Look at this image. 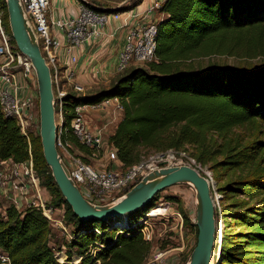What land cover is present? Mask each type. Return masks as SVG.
I'll return each mask as SVG.
<instances>
[{
  "label": "trees",
  "instance_id": "trees-1",
  "mask_svg": "<svg viewBox=\"0 0 264 264\" xmlns=\"http://www.w3.org/2000/svg\"><path fill=\"white\" fill-rule=\"evenodd\" d=\"M0 7L11 33L5 0H0ZM159 11L165 16L158 22L157 59L127 68L109 86L86 95L69 88L64 98L63 128L67 130L63 137L87 151L71 128L74 107L120 98L123 116L107 144L115 147L124 166L140 161L142 148L163 151L193 146L192 155L203 165L210 164L223 194L224 227L220 241L216 236L212 262L264 264V137L244 141L241 135H232L237 126L264 124V64L193 68L184 63L195 55L225 51L228 34H251L258 53H264V0H164ZM31 142L35 167L53 196L52 203L65 208L73 238L61 261L56 253L63 249L51 245V223L42 211L10 205L0 210V249L11 264H144L155 241L144 239L140 219L155 206L159 192L122 218L81 220L46 163L39 128L31 134ZM28 157L17 120L5 116L0 105V159L20 162ZM124 219L123 229L115 225ZM184 226L197 237V224L186 213ZM97 243L104 246L91 254ZM165 246L166 242L160 244ZM185 256L187 261L189 254Z\"/></svg>",
  "mask_w": 264,
  "mask_h": 264
},
{
  "label": "built area",
  "instance_id": "built-area-1",
  "mask_svg": "<svg viewBox=\"0 0 264 264\" xmlns=\"http://www.w3.org/2000/svg\"><path fill=\"white\" fill-rule=\"evenodd\" d=\"M164 0H152L147 8L133 12L131 9L124 12H107L94 5L81 3L78 13L73 16H50V0H20L29 25L33 29L46 61L48 62L53 79L55 107L57 117L60 118L58 128L57 147L59 153L68 167L70 177L74 180L83 196L94 204H107L119 199L146 174L156 168L168 165L187 164L192 167L195 159L184 161V149L173 148L167 151L154 152L142 157L140 161L125 167L118 158L114 146L105 143L103 130L111 123H118L122 118L123 104L118 97L105 98L99 102L77 104L73 109L71 128L78 142L88 148L82 151L70 141L64 139L66 128L64 122V98L68 94L58 67L57 49L61 50L71 64L78 59L77 48L86 42L100 39L105 34L106 26L111 20L120 21L124 18L127 25L128 19L135 17L136 24L126 35V42L120 52L117 70L123 72L132 64L146 63L157 59L156 50L159 34V20L152 18ZM123 27V25H122ZM112 36V35H111ZM11 33H8L3 23V10L0 7V105L7 117L17 120L22 134L28 144L29 157L25 161L0 159V195L8 198L11 205L18 209L36 207L43 215L64 232L68 231L65 208L56 207L52 200H45L46 187L42 177L35 167L32 153L31 134L39 126V106L37 95L33 92V83L37 82L36 73L29 57L23 54L13 42ZM75 52V54H74ZM107 111L110 118L104 124L95 128L92 124L89 111ZM62 149V154H61ZM74 149H78L77 153ZM197 168V167H195ZM218 198L215 199V202ZM164 211H160L158 207ZM152 208L140 219L142 234L145 240L154 239V218L159 216L170 230L183 231L184 217L178 210L169 214L170 205ZM216 204V209H217ZM62 212L58 219V212ZM56 216V217H55ZM178 216V218H175ZM170 219L172 223H168ZM116 226L123 229L126 219L115 222ZM122 231V230H120ZM175 231V232H176ZM162 234V233H161ZM221 233L218 234V241ZM104 245L97 243L96 250L91 249V254H96ZM169 250L158 249L152 253L144 264H167ZM60 260L64 261V256ZM79 260H77L78 262ZM0 264H11L7 253H0Z\"/></svg>",
  "mask_w": 264,
  "mask_h": 264
},
{
  "label": "water",
  "instance_id": "water-1",
  "mask_svg": "<svg viewBox=\"0 0 264 264\" xmlns=\"http://www.w3.org/2000/svg\"><path fill=\"white\" fill-rule=\"evenodd\" d=\"M11 35L17 48L30 58L39 89L40 137L43 154L62 195L73 212L84 221L122 218L148 204L164 189L178 183H189L197 192V242L186 264H212L217 236L216 202L210 179L187 164L156 168L119 199L94 204L86 199L70 177L58 147V118L51 68L44 57L33 29L28 23L20 0H5Z\"/></svg>",
  "mask_w": 264,
  "mask_h": 264
},
{
  "label": "rangeland",
  "instance_id": "rangeland-1",
  "mask_svg": "<svg viewBox=\"0 0 264 264\" xmlns=\"http://www.w3.org/2000/svg\"><path fill=\"white\" fill-rule=\"evenodd\" d=\"M51 3L54 4V2H52V0L50 1V5H51ZM224 40H225V47L224 48L226 49L225 51H218V52H213L210 54L195 55V56L189 58L188 60H185L184 63L186 64L187 67H189L191 65L193 68L207 67L210 65H221V66L232 67V68H235V67L236 68L237 67L249 68V67H255V66H259L261 64H264V53H258V50H256V48H255L257 41H256L255 37L251 36V34H249V35H231V34H228ZM262 40L264 42V37L262 38ZM230 47H232V50L227 51V49H229ZM250 50L254 51L255 53L249 54ZM145 64L146 63H138L137 65H143L144 66ZM135 65H136L135 63L132 64L130 67H128V69L135 67ZM65 83H66V81L63 82V84H65ZM64 86L68 90H69V88H72V87H69L68 84H65ZM33 89L35 90V93H36L38 101H39L38 82L33 83ZM77 93L80 95L88 94V92H86V93L85 92H82V93L77 92ZM109 98H112V97H109ZM92 112L100 113V111L90 110L89 111L90 117H91ZM102 112H104V111H102ZM121 117H122V115H121ZM57 120L59 123L60 118H58ZM39 123H40V113H39ZM118 123H111L103 130V138L106 139V142H107V138L112 134L113 130L116 129L115 127L118 125ZM92 124H93V122H92ZM39 130H40V126H39ZM232 135L233 136L241 135L243 138H245L244 141L253 139L257 136L264 137V124L257 122V123H253V124H246V125H242V126H237L233 129ZM71 143L73 145H75L73 142H71ZM74 150L77 153H79L78 149H74ZM184 150L186 152V156H184V161L190 162L191 158L195 159V161L192 162V165L197 167V169L200 170L201 173H203L205 176H207L210 179L211 185H212L213 197H214V199L218 198V200L216 201V204L218 207L216 209V211L219 214V216L216 217V219H217V235H218L219 232L220 233L222 232V229L224 227V222H223V218L221 215L222 209H223V204H222L223 194L220 193L217 189V180L214 178L213 170L209 167L210 164L203 165L202 163L197 161V159L192 155L193 146L186 145ZM160 151H162V150H160ZM163 151H165V149ZM154 152H159V151L153 150V149L150 150V149L142 148L141 149V157L148 156ZM61 154H62V149H61ZM165 166H168V164H165ZM46 190H47V192H46V194H44V199L51 201L53 196L47 188H46ZM169 196H174L177 199L170 200ZM177 200H179V201H177ZM160 204H161V206L170 205V211H168V212L171 216L174 215V214L173 215L171 214V213H174V210H176V211L179 210L182 213L183 217H184V213H186L187 215H189V217L192 219L193 222L196 221V217H197V192H196V189L194 188V186L189 184V183L174 184V185L164 189L163 191L159 192V195L157 197L154 208H157V206H159ZM10 205H11V201L8 198H4L3 196L0 195V210H2L4 212V210ZM56 207H59V206H56ZM158 208H160V206ZM57 212H58V219H60L62 212H59V211H57ZM175 218H178V216H175ZM161 220H162V218H160L159 216L158 217L155 216V218H154L155 223L153 225V231H154V238H153L154 240L153 241H155V242H154V249H153L152 253H154L159 248L160 249H169V250L172 249L173 252L168 253V257L166 259L167 264H186L188 260L185 261V257H186L185 255L189 254V257H190V254L192 252V247L194 245H196V242H197V237H196L195 233L192 234L191 244L187 248H185V250H182V251L177 250L176 251L175 250L176 248H174V244H175V242L178 241V239L180 237H179V235H176L173 232V230H170L169 227H166L165 224H163V222ZM171 221L174 222L173 219H170V221H168V223L169 222L172 223ZM49 222L51 223V227H52L51 234H50L51 245L53 247H55L57 250H58V248L63 249V251H57V253H56L57 256H59V255L63 256V254L65 255L64 251L66 250L65 248H66L67 243L73 237H70L69 233L64 232L60 227L56 226V224L54 222H52L50 220H49ZM130 224H132V222H130ZM174 225H175V223H172V226H174ZM68 226H69L68 231L70 232V234H72L71 233L72 225L68 224ZM183 230H185V226H183ZM175 231H176V229H175ZM177 232L180 234V230H177ZM157 239H160V240L158 241ZM162 242H166L165 248L160 247V244ZM93 250H96V248L94 247L92 249V251ZM0 253H6V252H4L3 250L0 249ZM75 262L77 263V261H75ZM211 263L214 264L213 262H211ZM89 264H94V263H89Z\"/></svg>",
  "mask_w": 264,
  "mask_h": 264
},
{
  "label": "crops",
  "instance_id": "crops-1",
  "mask_svg": "<svg viewBox=\"0 0 264 264\" xmlns=\"http://www.w3.org/2000/svg\"><path fill=\"white\" fill-rule=\"evenodd\" d=\"M151 1L152 0H52L54 4L51 3L49 14L54 17L73 16L78 13L81 3L94 5L100 10L107 12H124L130 9L133 12H137L147 8V6L151 4ZM152 15V18L159 20L165 16V13L157 10V12ZM136 20L135 17L129 18L127 25L125 24L126 20H124V18L120 21L111 20L106 26L105 34L100 39L93 40L91 43L86 42L76 49V51H78V59L75 63L71 64L67 61V57L64 53L57 49V54L60 55L58 67L61 72L62 82L66 81L65 84H68L69 87H72L73 90L78 92L92 93L102 87L109 86L115 81L121 74L116 68L120 52L124 48L126 35L129 30L135 26ZM33 92L35 93V90ZM109 118L110 113L107 111L91 113V120L95 128L103 125L104 119L106 121ZM115 128H117V126ZM115 130L116 129L113 130L112 134ZM104 142L106 143V139ZM192 234L193 232L188 228H185L180 234L177 232L176 235H179L180 238L174 244L175 250H185L192 242ZM170 252H173L172 249L169 250V253Z\"/></svg>",
  "mask_w": 264,
  "mask_h": 264
},
{
  "label": "bare ground",
  "instance_id": "bare-ground-1",
  "mask_svg": "<svg viewBox=\"0 0 264 264\" xmlns=\"http://www.w3.org/2000/svg\"><path fill=\"white\" fill-rule=\"evenodd\" d=\"M160 211H164V209L162 207L159 208Z\"/></svg>",
  "mask_w": 264,
  "mask_h": 264
}]
</instances>
